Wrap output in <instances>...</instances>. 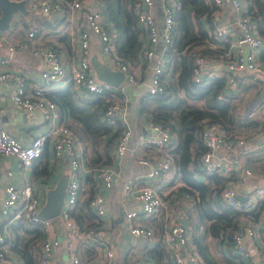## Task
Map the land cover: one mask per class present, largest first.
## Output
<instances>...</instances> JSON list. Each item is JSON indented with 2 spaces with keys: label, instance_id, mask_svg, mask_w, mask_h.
I'll return each mask as SVG.
<instances>
[{
  "label": "built area",
  "instance_id": "2783aa9c",
  "mask_svg": "<svg viewBox=\"0 0 264 264\" xmlns=\"http://www.w3.org/2000/svg\"><path fill=\"white\" fill-rule=\"evenodd\" d=\"M30 9H39L45 14H51L62 10L65 12H76L79 15L85 12L86 24L96 34L101 42V55L103 62L112 70L121 72L129 84L137 83V76L131 70V64L116 54L113 44V34L102 23V14L93 8L85 0H24ZM215 6V11L210 17L209 29L211 37L217 42H225L231 36L229 27L220 21V11L230 8L233 23L240 34L236 42H231L226 50V55L221 58L225 71L226 85L224 91L217 97L219 101L228 98L239 97L238 77L249 74L253 79L259 80L260 91L251 100L247 107L239 110L237 120L246 123L256 119L258 110L264 106V63L259 55L264 48L262 40L256 30L255 24L246 15L247 8L242 5L241 0H210ZM153 0H138L133 7L137 18L139 30H144L148 42L141 47L140 54L143 59L151 60L153 57V46L161 40L166 52L167 46L172 43V35L175 30L174 14L178 7L176 0H161L162 30L157 31L155 22L151 16ZM82 27L81 24L79 26ZM15 28L0 31V49H4L8 55L15 51H28L33 56L43 61V70L40 77L42 85H34L27 89L25 77L18 71L4 68L0 70V83L13 85L11 102L19 109L27 112L41 111L43 118L52 125L45 134L35 136L29 143H21L13 135L0 128V156L13 157L20 169H30L33 163L40 158L42 152L47 148L52 151L51 162L67 167L71 172L68 180L65 198L59 217L65 228L64 242L67 244V260L65 264H111L113 252L105 246V236L99 232L98 226L79 230L70 218V211L80 198V180L91 176L95 181L94 192L89 199V209L97 217L106 214L105 198L99 193L100 188H111L119 170L112 166H103L96 169L87 167L82 154L83 144L78 136L74 134L65 124L55 123L57 118V105L46 95L47 88L51 83L57 81H69L77 89H82L88 99H95L106 93H112L117 88L96 80L89 63L90 48L85 33L80 34V47L78 52V64L67 74L60 54L53 47H43L35 42L34 36L38 30H33L25 41L12 42V32ZM246 47V49H244ZM7 59L2 61L4 66ZM167 58L158 60L152 70L151 85L148 89L149 95H156L165 90L166 74L164 72ZM218 76L210 71L209 62L203 56H195L191 71V80L194 83H205L211 78ZM220 76V75H219ZM107 101V100H106ZM145 123L155 132L153 137H147L137 143L140 147H152L156 151L165 148L171 139L169 132L157 125H153L144 115ZM103 121L116 133L114 146V157L120 158L127 150L130 139V129L126 121V109L119 103L107 105L103 112ZM248 135L264 136V118L260 119L257 129H249L246 134L231 137L218 124L202 121V132L200 139L207 149L201 157V166L208 175L218 173L225 177L234 175L235 181H229L221 190L222 201L240 213L241 221L239 231L231 235V244L223 236L210 238L211 246L220 249L229 257L255 258L264 263V242L260 238V230H264V218L256 225L247 217L248 213L258 210L264 203V182L255 184V171L245 161L230 158L231 148L238 144L244 145L248 142ZM264 142L257 146L252 153L255 156L264 155ZM138 164L148 168L146 175L135 176L128 179L122 187L123 201L134 202V208L126 210L124 219L127 223L129 233L133 237L146 240L154 237V223L157 221L161 227V240L166 254V264H205L197 253L193 242L191 229L185 223V209L177 208L180 200L177 194L165 198L166 192L160 186L150 184L149 180H155L159 175L169 171V162L166 160L149 162L145 158H137ZM7 177L12 173L7 171ZM5 197L1 202L0 216L3 220L0 224V264H20V257L11 246L13 237L9 234L8 227L18 221L40 225L44 231L51 225V219H41L39 212L42 202L33 197L30 187H16L8 182L4 187ZM147 221V224L143 223ZM260 227V228H259ZM204 231V226H199V232ZM94 248L98 254L92 258H81L78 254V245ZM61 242L55 238H46L38 251V264H51L53 255ZM125 264H139L131 261Z\"/></svg>",
  "mask_w": 264,
  "mask_h": 264
},
{
  "label": "trees",
  "instance_id": "16d2710c",
  "mask_svg": "<svg viewBox=\"0 0 264 264\" xmlns=\"http://www.w3.org/2000/svg\"><path fill=\"white\" fill-rule=\"evenodd\" d=\"M99 1L105 5L116 30L117 35L113 43L117 54L130 64L136 62L140 51L138 40L140 30L133 7L137 0ZM176 1L178 7L174 14L175 30L172 43L167 46L164 54L167 58L166 68L172 70L175 77L166 80L163 92L143 96L139 101V112L144 113L153 125L167 130L171 139L161 151H156L152 147H147L144 151H149L150 160L147 159L149 162L162 160L169 162L168 172L171 170L173 175L167 189L170 190L166 192L165 198L177 194L180 198L177 201V208L185 209L186 225L195 221L193 230L204 226L202 233L193 235V242L204 263L215 264L208 252L205 239L223 236L230 245L232 233L239 231L242 215L227 206L220 195L222 188L229 181L236 180L234 175L231 177L218 173L208 175L202 169L201 157L207 150L200 139L202 121L206 119L209 123L220 125L231 137L246 134L249 129H257L260 124L258 120L240 123L236 116L239 110L247 107L253 97L258 95L261 82L252 77L259 83V90L251 99L245 101L242 107L241 96L235 102L232 98L226 101L217 100L226 85L224 75L215 76L202 84L194 83L191 80L194 57L199 55L212 59L220 53L211 48L201 47L206 39L214 42L208 37L207 28H211L210 17L216 8L209 0ZM244 1L247 5L245 14L255 24L258 36L264 40V0ZM224 49L220 57L226 55V48ZM259 58L264 63V48ZM237 81L239 84L238 79ZM106 94L91 101H81L75 97L72 87L68 86L65 89L48 92L46 95L57 105L62 120H70L69 126H66L83 144V157L86 159L87 167L91 169L109 166L112 162L111 154L116 142V133H111L103 121V112L111 102L106 101ZM187 100H201L203 105L196 107ZM235 146L231 148V152ZM46 155L48 149L45 146L36 161ZM246 161L255 171V181L264 182V155L255 156L250 153ZM36 170L35 176L44 179L48 177L45 162ZM94 185L95 181L87 176L84 190L87 197L81 204L76 203L70 211V218L79 230L97 225V219L89 209V199L94 192ZM186 197L189 201L184 205L182 199ZM263 209L264 203H261L257 211L248 213L247 218L251 222L259 220ZM8 231L13 236L11 249L19 255L21 261L24 264H38V251L46 239L43 228L40 225L18 221L11 224ZM259 233L264 242V230H260ZM91 249L95 250L94 248L86 250ZM86 254L88 258L91 257L87 252Z\"/></svg>",
  "mask_w": 264,
  "mask_h": 264
},
{
  "label": "crops",
  "instance_id": "0c3cea01",
  "mask_svg": "<svg viewBox=\"0 0 264 264\" xmlns=\"http://www.w3.org/2000/svg\"><path fill=\"white\" fill-rule=\"evenodd\" d=\"M85 1H87L93 8H96L102 14V23L104 27L108 29L109 33L113 34L114 41L117 33L106 11L105 5L99 0ZM241 2L242 5L246 6L247 8L245 1L241 0ZM25 7L27 10L26 14L16 13L13 18L12 25L15 29L13 31H9L13 33L12 42L17 43L20 41H25L28 39V35L33 30H38L37 34L34 36L35 42L43 47H53L60 54L64 68L67 74L70 75L72 70L78 64L80 34L85 33L88 38L90 48L89 63L96 80H98L92 63L99 61L100 63L104 64L101 55V42L99 37L94 34L90 27L86 24L84 18L85 12L82 11L79 15H76V12L67 13L65 11L58 10L51 14H45L39 9H30L26 5ZM150 12L152 16V8ZM219 19L229 27L232 33L231 36L226 42H222L223 44L210 42V40L206 39L201 45L202 48L206 47L220 51V53L212 59L206 58L209 62L210 71L216 73L218 75L217 77L223 76L225 74L221 61L222 57H220L221 53L225 50L224 48H226V50L229 48L231 42H236L240 37V34L233 23L232 11L230 8L222 9L220 11ZM153 20L155 22V27L157 25V31L160 32L162 30V20L158 9L156 11V17H154ZM203 23L206 25L205 21H203ZM80 24L82 26L81 28L79 27ZM207 31L208 37L210 38V31L208 28ZM138 40L141 50V47L148 42L147 35L144 30H140ZM163 48L164 45L162 41L159 40L153 46V57L151 60L143 59L139 51L136 62L131 64V70L138 79L136 84H130L132 86V93L130 95H126L120 87H118L114 92L106 94L107 101H111V103H119L125 107L126 121L130 129V139L127 144V150L122 155V157L115 158L113 153L114 147L112 150V162L109 166L119 170L118 176L115 177L111 188L101 187L99 191L106 201V214L104 217L97 218L92 213L95 216V219H97L99 232L105 236V246L110 248L113 252L111 264H125L131 261H137L139 264H166V254L164 251L163 242L160 237L161 227L159 223L157 221L154 223L153 239L146 240L140 237H133L129 233L127 223L124 219V214L126 210L134 208L136 203H127L123 201L122 198V187L124 183L128 179L135 176H144L148 171V168L138 164L137 158L139 159L145 157L146 159L150 160L149 151H144V149L147 147H140L137 145V143L147 137H153L155 132L145 123L143 119L145 114L139 112V101L143 96L149 95L147 90L151 85L152 70L158 60L165 58L164 54L166 52L163 51ZM244 49H246V47ZM6 59L7 63L3 66L1 62ZM43 65V61L39 57L33 56L28 51H15L14 53L8 55L4 49H0V70L8 68L21 73L25 77V85L27 89H31L34 85H42L40 74L43 70ZM109 69L112 70L111 68ZM165 71H167L165 77L167 81L172 80L175 77V74H172V70L169 68L167 69L166 66L164 72ZM238 80V94L243 100V102L240 104L242 107L245 101H248L255 93H257L259 90V83L253 80L249 74L240 75ZM68 86L72 87L74 95L77 99L81 101L92 100L91 98L88 99L86 97L84 90L77 89L72 85L71 82L65 80L51 83L47 90L48 92H54L65 89ZM12 91V84L0 83V128L13 135L21 143L27 144L35 136L47 133L49 129H51L50 126L52 124L47 119L43 118V115L39 110L27 112L14 106V104L11 102ZM255 97H253V99ZM187 101L189 104L196 107H201L203 105L201 100ZM261 118H264V107H261L256 114V120L260 122ZM69 122L70 120H62L60 116V110L57 108V118L55 119V123H57V125L65 124L69 126ZM247 137L249 138L248 142H246L244 145L236 144L230 153V158L235 160L241 159L247 162L246 158H248L250 153H252V151L257 146H262L264 142V136L262 137L257 135L251 137V135H248ZM47 149L48 155L38 161H35L32 167L26 170L20 169L16 159L13 157L0 156V207L1 202L5 197L4 187L8 182L12 183L16 187H30L32 196L34 198L37 197L40 199L42 202V207L46 202L47 193L50 189L54 188L59 182L64 181L65 179L67 181L66 183L68 184L71 172L65 166L61 167L57 163L53 165L51 162L52 151L50 148ZM84 161L86 163V159H84ZM44 162L47 164L48 171V177L46 179L35 176L37 173L36 168L39 169L40 165L42 166ZM7 171L12 173L10 178L7 177ZM172 175L173 172L170 170V172L163 175L161 174L155 180H149L148 182L157 187H163L161 188L162 190H167L169 184L171 183ZM86 177H83V179L80 180L81 195L77 202L79 204H81V202L87 197V194L84 193L86 187ZM91 179L93 180V177H91ZM117 179L121 181H117ZM251 183L255 184V179L254 182L251 180ZM187 201H189L187 197L182 199L184 205H186ZM261 212L262 214L260 215L259 220L257 219L253 222V224L256 225L262 218H264V209ZM2 221L3 220L0 216V224ZM194 222L190 223L189 225L187 224V227L191 228L193 235H198L202 232H199L198 227V229L193 230L195 225ZM143 223L147 224V221H143ZM44 233L46 238H55L61 242V245L57 247L54 252L51 264H65L68 257V249L67 244L64 242V235L66 232L62 219L59 216L51 219V225L46 231H44ZM9 234L12 233L9 232ZM205 244L207 245L208 252L210 253L215 264H264L258 262L256 257L240 258L236 256L231 258L220 249L211 246L210 239L208 238L205 239ZM86 249L90 248L81 244L78 245V254L81 258H88L86 252L91 257H95L98 254V251L96 250L93 251L91 249V251ZM20 264H24L21 259Z\"/></svg>",
  "mask_w": 264,
  "mask_h": 264
},
{
  "label": "water",
  "instance_id": "95a60500",
  "mask_svg": "<svg viewBox=\"0 0 264 264\" xmlns=\"http://www.w3.org/2000/svg\"><path fill=\"white\" fill-rule=\"evenodd\" d=\"M16 13H27L24 0H0V31H7L13 23ZM97 79L112 87L118 88L126 94L132 93V86L125 80L124 74L110 70L99 61L92 63ZM66 179L59 182L47 193L46 202L39 212L41 219H53L60 215L66 190Z\"/></svg>",
  "mask_w": 264,
  "mask_h": 264
},
{
  "label": "rangeland",
  "instance_id": "374dc122",
  "mask_svg": "<svg viewBox=\"0 0 264 264\" xmlns=\"http://www.w3.org/2000/svg\"><path fill=\"white\" fill-rule=\"evenodd\" d=\"M157 9L159 10V12H160V14H161V20H162L161 0H153V7H152V17H153V19H154V17H156V11H157ZM161 26H162V21H161ZM156 27H157V25H156ZM210 38H211L212 41L218 43L216 40H214V39L211 37V35H210ZM225 42H226V41H225ZM223 43H224V42H223ZM223 43H221V44H223ZM147 91H148V90H147ZM124 175H125V174H124ZM130 177H131V176H130ZM130 177H129V178H130ZM117 181H121V180L117 179ZM260 236H261V234H260ZM208 239H209V237H208Z\"/></svg>",
  "mask_w": 264,
  "mask_h": 264
}]
</instances>
